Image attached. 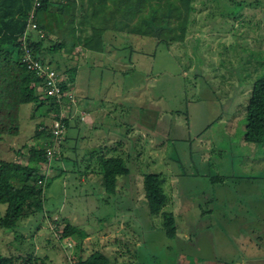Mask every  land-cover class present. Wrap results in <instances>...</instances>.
Wrapping results in <instances>:
<instances>
[{
    "label": "rangeland",
    "instance_id": "1",
    "mask_svg": "<svg viewBox=\"0 0 264 264\" xmlns=\"http://www.w3.org/2000/svg\"><path fill=\"white\" fill-rule=\"evenodd\" d=\"M203 2L183 43L124 36L121 48L106 51L120 60L91 53L85 95L78 99L70 86L80 106L65 130L64 157L43 168L64 171L51 178L42 211L14 230L0 228L1 254L73 264L76 239L58 240L54 231L66 217L89 233L83 257L99 250L112 264H264V143L243 140L245 105L264 73V0ZM31 107L21 105L19 133L0 141V158L26 162L16 150L32 141L35 123L50 126L39 111L30 118ZM92 150L119 155L129 168L115 193L105 192L97 173L83 175L96 165ZM146 172L163 174L173 238L161 213L148 212ZM4 209L0 203V215Z\"/></svg>",
    "mask_w": 264,
    "mask_h": 264
},
{
    "label": "trees",
    "instance_id": "2",
    "mask_svg": "<svg viewBox=\"0 0 264 264\" xmlns=\"http://www.w3.org/2000/svg\"><path fill=\"white\" fill-rule=\"evenodd\" d=\"M197 2L204 5L203 0H0V141L19 133L22 104H32L30 118L39 111L43 119L59 117L64 125L63 133L54 135L44 120L35 123L32 141L16 150L27 156L26 162L0 158V203L5 204L1 229L14 230L20 220L42 211L51 178L64 171L60 168L53 175L43 171L44 167L54 169V157H64L65 130L78 117L76 100L67 95L77 69L60 59L61 53L69 56L77 46L97 54L110 44L109 50L121 48L124 36L150 37L167 45L183 43L195 24ZM32 22L33 29L29 27ZM24 48L60 75L58 100L44 92V76L21 61ZM62 105L67 110L61 111ZM243 140L264 143V73L253 81L245 105ZM49 146L54 148L51 158L46 155ZM105 151H91L96 165L89 171L88 163L83 175L88 178L91 172L97 173L105 192L113 194L118 177L127 175L129 168L121 156ZM162 176L161 172L144 173L143 194L149 214L161 213L164 233L173 238L177 224L173 212L162 210L168 199ZM62 223L59 229L55 224L54 231L58 240L76 239L73 264H112L105 253L93 248L83 257V240L89 233L66 217ZM19 256L0 253V264H46L48 260L47 255L35 253Z\"/></svg>",
    "mask_w": 264,
    "mask_h": 264
},
{
    "label": "built area",
    "instance_id": "3",
    "mask_svg": "<svg viewBox=\"0 0 264 264\" xmlns=\"http://www.w3.org/2000/svg\"><path fill=\"white\" fill-rule=\"evenodd\" d=\"M30 17H32V14H30ZM29 27L33 29L35 28V24L33 22L29 23ZM21 61L27 65L28 69L34 70L36 73L44 76V82H45L44 92L47 95L54 96L58 100L62 94L59 86L60 75L57 73V71L54 68L50 67L48 64H44L39 60L33 58L28 48H24ZM67 95L72 101H74L75 98L72 92H69ZM67 108L68 106L62 105L60 109L61 111H65V109L67 110ZM59 116L62 115L59 114ZM50 130L54 135H59L63 133L64 125L59 117L52 118L50 124ZM53 154H54V148L51 146L47 147L46 148L47 157L51 158Z\"/></svg>",
    "mask_w": 264,
    "mask_h": 264
},
{
    "label": "crops",
    "instance_id": "4",
    "mask_svg": "<svg viewBox=\"0 0 264 264\" xmlns=\"http://www.w3.org/2000/svg\"><path fill=\"white\" fill-rule=\"evenodd\" d=\"M109 46L112 47V44H110ZM111 47L108 48V46L106 47V50L102 53H100L102 55V57L106 56V59H112L110 57H113V59H118L120 60L119 58V55L118 54H115L114 53H109V52H106L108 51ZM108 49V50H107ZM93 54H91L90 52H87V51H84L81 49V47L77 46L75 47L74 51L72 52V54H70L69 56H66L65 53H61V56H60V59H62L63 61L65 60L66 63H70L71 65H75L76 66V74H75V79L73 81V88H74V92L77 93L78 95V99L79 98H82L85 94H81L83 93V82L84 81H81L82 78H83V72L82 71H87L88 69V65L86 64L87 60H91V57ZM92 62V60H91ZM81 77V78H80ZM76 85V86H75ZM77 86H79V89L77 90ZM71 89V88H70ZM86 89V87H85ZM84 89V91H85ZM73 90V89H72ZM81 95H80V94ZM78 99H74L76 100V104H75V109H76V112L79 113L77 111V108H76V105L78 104ZM80 106V104H78ZM84 110V114L87 113L88 114V117L84 120H88V122L90 121L91 122V127H92V117H91V113L90 111L88 110V108H82ZM105 114V115H104ZM103 115L105 118L102 119L101 122H104L106 119H107V116L108 115V111L104 108L103 109ZM82 116V115H81ZM80 116V117H81Z\"/></svg>",
    "mask_w": 264,
    "mask_h": 264
}]
</instances>
